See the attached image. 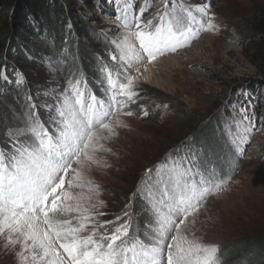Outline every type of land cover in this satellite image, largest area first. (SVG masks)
<instances>
[{"label":"snow or ice","instance_id":"6c2138e0","mask_svg":"<svg viewBox=\"0 0 264 264\" xmlns=\"http://www.w3.org/2000/svg\"><path fill=\"white\" fill-rule=\"evenodd\" d=\"M136 3L115 0L116 27L125 31L109 40L111 63L100 58L102 95L90 89L86 78L72 75L55 103L44 104L48 126L28 96L23 123L10 129L7 146H0V239L18 264H223L220 247L204 243L195 229L207 199L224 191L231 177L201 171L194 154L181 156L176 149L145 170L133 193L151 216L143 238L134 226L131 203L114 220H99L108 214L101 210L106 204L85 169L110 167L97 153L111 152L104 141L127 127L120 117L133 116L132 105L149 115L139 103L148 65L221 28L206 4L159 0L155 14L145 20L155 0H143L138 11ZM0 78L7 79L3 69ZM16 83H23L22 74ZM233 107L237 111L225 121L224 131L239 158L264 123L257 126L250 100ZM160 108L166 111L168 105H155Z\"/></svg>","mask_w":264,"mask_h":264},{"label":"rangeland","instance_id":"374dc122","mask_svg":"<svg viewBox=\"0 0 264 264\" xmlns=\"http://www.w3.org/2000/svg\"><path fill=\"white\" fill-rule=\"evenodd\" d=\"M46 1L52 22L48 28H42L39 22L36 34L29 39L20 43L7 40L0 47V69L7 75L6 80L0 78V119L6 124L1 133L5 147L8 131L23 123L27 97H32L40 118L48 126L49 112L44 104L55 103L68 79L82 74L80 66L84 62L93 73L78 77L86 78L90 89L102 95L97 82L100 58L111 63L109 40L125 31L116 27L115 0ZM185 2L208 5L215 13L220 31L212 33L208 44L203 42L205 32L191 47L165 56L192 60L181 66L174 63L170 80L163 74L156 77L157 83L166 89L154 88L141 80L143 99L139 103L147 106L149 115L143 116L141 109L132 105L135 114L120 117L127 127L117 128L118 135L104 141L111 152L97 153L110 167L93 165L85 169V174L100 186V199L106 204L101 210L108 214L99 220H114L131 203L134 226L143 238L151 216L145 211V201L139 195L133 198V193L145 170L164 161L176 149L181 156L198 153L199 160L195 158L197 162L202 160L198 162L201 171H215L218 177L231 179L224 191L207 199L197 217L196 236L206 244L220 247L223 264H264L261 250L251 245L264 239V130L255 132L250 142L242 146L245 154L239 158L224 131L225 121L237 111L233 104L240 100L251 101L258 127L264 123V69L244 49L250 36L248 21L264 9V0ZM142 3L143 0H137V11ZM158 4L159 0H155L143 19H150ZM18 74L23 75L21 84L16 83ZM25 86L30 89H23ZM156 104H167L168 109H155ZM199 140L200 148H207L209 159L202 157L200 148L195 149ZM203 161L208 163L205 168L200 166L207 164ZM0 264H18L14 251L3 248L2 239Z\"/></svg>","mask_w":264,"mask_h":264},{"label":"trees","instance_id":"16d2710c","mask_svg":"<svg viewBox=\"0 0 264 264\" xmlns=\"http://www.w3.org/2000/svg\"><path fill=\"white\" fill-rule=\"evenodd\" d=\"M15 1L16 0H0V47H2L1 45L3 42L7 40H13L15 43H20L23 39H29L31 35L36 34L35 31L39 22L42 24V28H48V24L52 23L51 20H49L50 17L48 12L50 9L47 6L48 3L46 0H20L22 2L17 0L18 2L16 3ZM2 14H5V16ZM10 15H12L11 19ZM248 24L250 28V36L245 42V52L250 53V55L254 57L259 65L264 69V9L259 10V14L254 15L248 21ZM49 30L51 31V29ZM80 68V73L82 74L79 75H85L87 77L88 74L93 73L90 65L85 62L81 64ZM29 87L30 86H25L23 89L29 90ZM3 128H6V124H4L3 120L0 119V146L4 145L3 133H1ZM200 142L201 140H199V142L197 141L195 149L199 150ZM206 150L207 148L204 146L200 148L199 151L203 154L202 157H204V159H209L210 157L207 155ZM194 155L199 160V154L194 153ZM198 162H202V160ZM204 162L205 161H203V163ZM200 166L205 168L208 166V163L204 166ZM210 167L217 168L213 164H210ZM219 172L222 173L221 170H219ZM252 243L253 244L251 245H254L256 248L261 250L259 251L260 255L264 257V239H258Z\"/></svg>","mask_w":264,"mask_h":264},{"label":"bare ground","instance_id":"6f19581e","mask_svg":"<svg viewBox=\"0 0 264 264\" xmlns=\"http://www.w3.org/2000/svg\"><path fill=\"white\" fill-rule=\"evenodd\" d=\"M207 35L203 38L204 44H208L210 41V38L212 37V33L206 32ZM121 34L120 36H122ZM119 36V37H120ZM198 43H194L195 46H197ZM200 45V44H199ZM210 45V44H209ZM208 45V46H209ZM199 47V46H198ZM203 51H206L205 49H202ZM188 51L184 52L187 53ZM183 53V52H182ZM176 55V53H175ZM168 56V55H167ZM185 60H181V58H177L176 56H170V57H162L159 59L158 62L154 63L153 65H148V72L144 73V76L147 77V79H143L148 85L153 86L154 88L160 89V88H167L166 86H161L159 83L156 81V77L160 75H164L167 79H171V76L169 73L173 72L172 65L175 63L178 66H181L182 64H188L191 63L192 60L190 58H184ZM174 66V65H173ZM158 69V70H155ZM143 70V69H142ZM164 70V71H163ZM176 71V70H175ZM166 72V73H164ZM163 76V77H164ZM160 79V78H159ZM166 79V80H167ZM172 81V80H171ZM169 81V82H171ZM162 84V83H161ZM168 85V84H166Z\"/></svg>","mask_w":264,"mask_h":264}]
</instances>
